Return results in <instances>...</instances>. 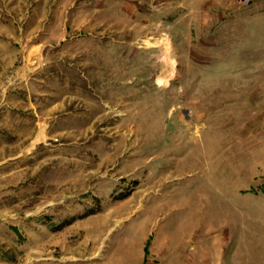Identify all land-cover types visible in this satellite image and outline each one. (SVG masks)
I'll return each mask as SVG.
<instances>
[{
	"label": "rangeland",
	"instance_id": "obj_1",
	"mask_svg": "<svg viewBox=\"0 0 264 264\" xmlns=\"http://www.w3.org/2000/svg\"><path fill=\"white\" fill-rule=\"evenodd\" d=\"M0 264H264V0H0Z\"/></svg>",
	"mask_w": 264,
	"mask_h": 264
}]
</instances>
